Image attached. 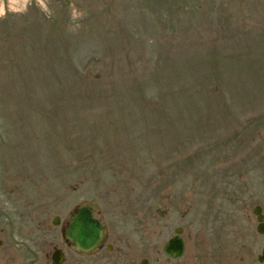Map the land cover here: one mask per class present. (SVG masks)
<instances>
[{
    "label": "rangeland",
    "instance_id": "374dc122",
    "mask_svg": "<svg viewBox=\"0 0 264 264\" xmlns=\"http://www.w3.org/2000/svg\"><path fill=\"white\" fill-rule=\"evenodd\" d=\"M86 202L148 264L177 226L259 264L264 0H0V264L71 262Z\"/></svg>",
    "mask_w": 264,
    "mask_h": 264
},
{
    "label": "flooded vegetation",
    "instance_id": "af4514ba",
    "mask_svg": "<svg viewBox=\"0 0 264 264\" xmlns=\"http://www.w3.org/2000/svg\"><path fill=\"white\" fill-rule=\"evenodd\" d=\"M106 230V241L101 243L94 252L86 254L73 250V256L70 257L71 262L67 263L69 258L64 255V262L62 264H143V260L148 259L142 246H136L135 244H132V246L129 244L126 245L121 237L115 233L109 234L110 230L107 228ZM223 250L224 252L220 253L221 257L215 258L229 260L234 262V264L243 263V257L241 255L238 256L237 261H235V256L233 255L223 256L227 253V250H236L235 248H226ZM163 256L164 264H176V261L179 260L168 259L164 254ZM157 263H160L159 258L157 259Z\"/></svg>",
    "mask_w": 264,
    "mask_h": 264
},
{
    "label": "water",
    "instance_id": "95a60500",
    "mask_svg": "<svg viewBox=\"0 0 264 264\" xmlns=\"http://www.w3.org/2000/svg\"><path fill=\"white\" fill-rule=\"evenodd\" d=\"M95 208V206H92ZM258 208L254 209V213H258ZM74 215L68 224L65 231V238L78 249L88 251L96 246L102 238L103 230L98 220L93 219L92 210L86 206H80L74 211ZM261 220V217H258ZM58 218H55L54 223H57ZM263 231L262 225L259 227ZM166 253L172 256H179L183 250V243L178 236L173 237L166 244ZM264 257V250H263Z\"/></svg>",
    "mask_w": 264,
    "mask_h": 264
}]
</instances>
